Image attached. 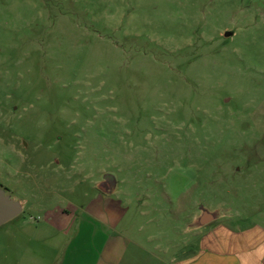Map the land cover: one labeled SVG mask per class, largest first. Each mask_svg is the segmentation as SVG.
<instances>
[{"label": "rangeland", "instance_id": "1", "mask_svg": "<svg viewBox=\"0 0 264 264\" xmlns=\"http://www.w3.org/2000/svg\"><path fill=\"white\" fill-rule=\"evenodd\" d=\"M0 186V264L104 230L88 208L168 250L201 205L264 223V0H0Z\"/></svg>", "mask_w": 264, "mask_h": 264}, {"label": "crops", "instance_id": "2", "mask_svg": "<svg viewBox=\"0 0 264 264\" xmlns=\"http://www.w3.org/2000/svg\"><path fill=\"white\" fill-rule=\"evenodd\" d=\"M214 209L220 210L217 219L201 227L190 226L197 238L186 239L184 244H175L168 250L160 243H153L155 236L139 235L142 227L136 233L128 226L119 228L125 215L119 217L108 212L101 215L88 208L85 214L100 219L104 230L91 228L89 224L85 240H76L81 236V228H75L78 231L72 240L67 239L60 246L56 244V256L52 260L35 264H264V223H242L233 219L238 214L227 215L219 207ZM62 213L68 214L66 209ZM199 214L200 211L192 215L190 224ZM52 227L64 236L71 232V226ZM167 252L169 257L164 256Z\"/></svg>", "mask_w": 264, "mask_h": 264}, {"label": "water", "instance_id": "3", "mask_svg": "<svg viewBox=\"0 0 264 264\" xmlns=\"http://www.w3.org/2000/svg\"><path fill=\"white\" fill-rule=\"evenodd\" d=\"M232 32H226L229 36ZM117 178L113 173L107 172L103 175L101 181L97 184L98 189L111 195L117 188ZM24 211V202L21 199L13 197L7 192V189L0 186V226L13 220ZM220 215L219 209H210L201 205L200 214L191 223L192 227H201L217 219Z\"/></svg>", "mask_w": 264, "mask_h": 264}]
</instances>
